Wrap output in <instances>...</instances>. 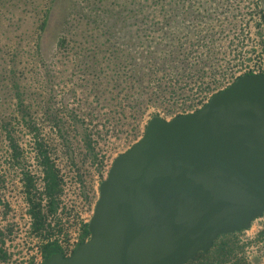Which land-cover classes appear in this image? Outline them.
Wrapping results in <instances>:
<instances>
[{
  "label": "rangeland",
  "instance_id": "1",
  "mask_svg": "<svg viewBox=\"0 0 264 264\" xmlns=\"http://www.w3.org/2000/svg\"><path fill=\"white\" fill-rule=\"evenodd\" d=\"M245 1L0 0V170L57 175L66 163L94 189L151 118L191 112L264 70ZM16 181L0 177L17 206ZM232 238L246 264H264V213Z\"/></svg>",
  "mask_w": 264,
  "mask_h": 264
},
{
  "label": "water",
  "instance_id": "2",
  "mask_svg": "<svg viewBox=\"0 0 264 264\" xmlns=\"http://www.w3.org/2000/svg\"><path fill=\"white\" fill-rule=\"evenodd\" d=\"M264 213V73H244L201 108L154 116L113 161L71 256L42 264H185Z\"/></svg>",
  "mask_w": 264,
  "mask_h": 264
},
{
  "label": "built area",
  "instance_id": "3",
  "mask_svg": "<svg viewBox=\"0 0 264 264\" xmlns=\"http://www.w3.org/2000/svg\"><path fill=\"white\" fill-rule=\"evenodd\" d=\"M245 73H264V70ZM209 99L191 112L201 108ZM184 113L190 111L180 114ZM112 164L104 165L102 177L95 180L92 190L86 189V181L76 167L66 163L58 165L59 187L54 195L47 190L44 166L36 171L25 170L20 165L1 169L0 177L14 176L17 179L9 191L17 194V206L5 197L8 183H0V264H42L48 246L56 247L68 257L80 243L89 240L88 226L100 197V186ZM29 179L32 185L28 190ZM33 202L40 203L42 219L39 223L31 211ZM10 215L15 218L9 219Z\"/></svg>",
  "mask_w": 264,
  "mask_h": 264
},
{
  "label": "trees",
  "instance_id": "4",
  "mask_svg": "<svg viewBox=\"0 0 264 264\" xmlns=\"http://www.w3.org/2000/svg\"><path fill=\"white\" fill-rule=\"evenodd\" d=\"M244 4L249 9L250 16L256 20V27L259 29L258 32L263 35L264 0H247ZM43 162L45 165L51 167L47 157H45ZM50 169H52V167ZM47 178V190L50 195H54L58 191L59 187L57 175L53 173V171L49 170L47 173ZM31 185L32 181L29 179L28 190L30 189ZM31 211L34 214L37 223H39L42 219L40 203L33 202ZM234 234L235 232L220 235L215 240L214 245L210 250L199 252L194 259L187 261L185 264H246L245 258L241 257L239 253H234L236 252V245H234L236 242L232 238ZM57 251L58 249L54 246H48L45 249L47 257ZM258 260L259 259H256V262H258Z\"/></svg>",
  "mask_w": 264,
  "mask_h": 264
}]
</instances>
